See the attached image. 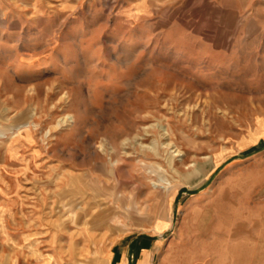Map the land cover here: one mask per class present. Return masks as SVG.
Instances as JSON below:
<instances>
[{
  "label": "rangeland",
  "instance_id": "1",
  "mask_svg": "<svg viewBox=\"0 0 264 264\" xmlns=\"http://www.w3.org/2000/svg\"><path fill=\"white\" fill-rule=\"evenodd\" d=\"M160 235L264 264V0H0V264Z\"/></svg>",
  "mask_w": 264,
  "mask_h": 264
},
{
  "label": "crops",
  "instance_id": "2",
  "mask_svg": "<svg viewBox=\"0 0 264 264\" xmlns=\"http://www.w3.org/2000/svg\"><path fill=\"white\" fill-rule=\"evenodd\" d=\"M171 236H157L155 241L144 238H133L118 244L117 248L110 252V262L113 264H155L166 255L161 243H166ZM163 245V244H162Z\"/></svg>",
  "mask_w": 264,
  "mask_h": 264
},
{
  "label": "bare ground",
  "instance_id": "3",
  "mask_svg": "<svg viewBox=\"0 0 264 264\" xmlns=\"http://www.w3.org/2000/svg\"><path fill=\"white\" fill-rule=\"evenodd\" d=\"M70 118L71 117V115H69V114H67V115H65L64 116V118ZM137 139H138V137H137ZM139 140V139H138ZM133 140H132V137H131V139L130 138H124V139H122V142H121V145H122V148L123 149H126L127 148V146L132 142ZM141 143V142H140ZM172 143V142H171ZM171 143L170 142H166L165 143V145L166 146H170L171 145ZM147 146H148V144H146ZM100 146H102L103 147V149L105 150V151H107V153L108 154H110L111 152H113L114 151V147L112 146V145H109L108 144V148H106L105 147V145H103L102 143L100 144ZM172 146V145H171ZM147 148H149V147H147ZM153 148V147H152ZM173 151H175V149H173ZM124 153H126V152H124ZM175 155V154H174ZM206 158L208 159V161H212V159H211V156H206ZM204 159H205V157H204ZM172 161V156H170V162ZM190 166H193V165H190ZM190 168V167H189ZM194 169V168H193ZM195 171L197 172H202L203 170L201 169V167L200 166H197L196 168H195ZM157 175V174H156ZM173 181V180H172ZM170 183V181L169 180H165L164 181V179H162L161 180V184L162 185H160V184H156V183H154V185H155V187L154 188H156V186L157 185H160V187L161 188H165L166 187V185L167 184H169ZM153 186V185H152ZM158 190V189H157ZM102 217V216H101Z\"/></svg>",
  "mask_w": 264,
  "mask_h": 264
}]
</instances>
